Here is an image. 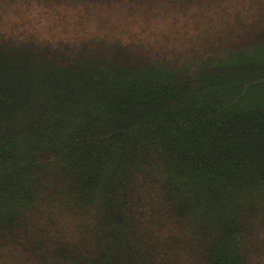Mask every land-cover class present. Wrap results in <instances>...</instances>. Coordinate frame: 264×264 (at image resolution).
I'll list each match as a JSON object with an SVG mask.
<instances>
[{
    "label": "trees",
    "instance_id": "trees-1",
    "mask_svg": "<svg viewBox=\"0 0 264 264\" xmlns=\"http://www.w3.org/2000/svg\"><path fill=\"white\" fill-rule=\"evenodd\" d=\"M42 3L75 0H0V245L49 243V264H251L264 23L175 65L43 39L23 24Z\"/></svg>",
    "mask_w": 264,
    "mask_h": 264
},
{
    "label": "rangeland",
    "instance_id": "rangeland-1",
    "mask_svg": "<svg viewBox=\"0 0 264 264\" xmlns=\"http://www.w3.org/2000/svg\"><path fill=\"white\" fill-rule=\"evenodd\" d=\"M55 7L52 4L47 13L42 3V12L23 24L40 25L43 39L55 37L52 40H69L72 45L84 42L101 50L104 45H119L122 58L175 65L211 49L246 44L264 23V0H75L69 11L60 13ZM44 223L41 218L40 225ZM170 228L161 227L162 235ZM257 239L251 264H264V228ZM48 247L46 243L36 254L20 245L2 244L0 264H49L41 258Z\"/></svg>",
    "mask_w": 264,
    "mask_h": 264
}]
</instances>
